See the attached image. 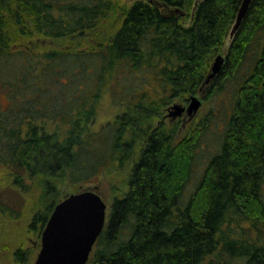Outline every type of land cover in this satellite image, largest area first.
Wrapping results in <instances>:
<instances>
[{"label": "trees", "instance_id": "obj_1", "mask_svg": "<svg viewBox=\"0 0 264 264\" xmlns=\"http://www.w3.org/2000/svg\"><path fill=\"white\" fill-rule=\"evenodd\" d=\"M241 3L0 0V212L29 200L39 235L63 185L130 163L93 264H264V0L230 34ZM192 95L204 114L167 118ZM106 96L118 110L97 126Z\"/></svg>", "mask_w": 264, "mask_h": 264}, {"label": "water", "instance_id": "obj_2", "mask_svg": "<svg viewBox=\"0 0 264 264\" xmlns=\"http://www.w3.org/2000/svg\"><path fill=\"white\" fill-rule=\"evenodd\" d=\"M250 0H242L230 34L238 27L247 12ZM224 63V55L213 59L205 78L216 76ZM202 104L198 95H192L187 105L174 103L167 116L179 117L186 112L191 118ZM106 202L95 185L67 193L58 201L40 233V248L33 264H86L89 253L106 222Z\"/></svg>", "mask_w": 264, "mask_h": 264}, {"label": "rangeland", "instance_id": "obj_3", "mask_svg": "<svg viewBox=\"0 0 264 264\" xmlns=\"http://www.w3.org/2000/svg\"><path fill=\"white\" fill-rule=\"evenodd\" d=\"M133 1L134 0H120V2L125 5H129ZM185 24H188V20L185 21ZM152 82L153 79L150 76L148 83L144 87V89L149 93L150 97H154L156 95L155 90L151 89ZM206 107V103L204 107L201 104L197 112L188 120L198 119L200 115L205 113ZM117 110L118 107L112 104L111 97L106 96L103 99V102L99 108V113L97 114V126L113 119ZM177 118L179 117L172 118V120L175 121ZM180 135L181 134L179 133L177 134V136ZM215 138L216 137H213V134H206V144L203 143V148L199 149L198 154L196 155V162L194 164V170L192 172V178L187 190V194L193 188L195 178H197V176L202 172L206 164V158L208 154H210L209 150H212L214 147ZM130 166V163H128V165H124L123 167L109 166L107 170L99 173L93 180L86 181L82 183L81 186L67 184L63 185V192H75L78 189H88L96 185L106 202L107 214L110 210V204L112 202L113 196L126 186L125 178L127 177ZM2 177H4L3 171L0 172V181H2ZM5 198L7 199L6 203H9L10 200H14L15 202L22 201L21 199L19 200V198L14 193H12V191L5 193ZM29 203L30 202L28 200L26 207L22 208L18 218H13L6 213L0 212V264H33L36 254L40 248V234L38 235L36 228L29 226L32 217V210L29 207ZM122 231L124 233H120V238L127 236L129 231L127 225L122 228ZM17 248L24 250L23 263H18L15 260V250H17ZM207 261L208 259H206L204 263H207Z\"/></svg>", "mask_w": 264, "mask_h": 264}, {"label": "flooded vegetation", "instance_id": "obj_4", "mask_svg": "<svg viewBox=\"0 0 264 264\" xmlns=\"http://www.w3.org/2000/svg\"><path fill=\"white\" fill-rule=\"evenodd\" d=\"M174 103H181V104H183V105H187V103H188V101H186L185 103H182V102H174ZM173 103V104H174ZM172 105V104H171ZM181 118V120H185L187 117H188V115H187V113L186 112H183V114L180 116ZM167 118H170L171 119V117H168L167 116ZM189 118V117H188ZM104 227H105V225H104ZM103 227V228H104ZM103 230V229H102ZM98 238V237H97ZM97 249H99V247L97 246V239H96V241H95V243L93 244V246H92V249H91V251H90V253H89V257H88V260H87V262H86V264H93V260H92V258H93V256H94V254H95V252H96V250Z\"/></svg>", "mask_w": 264, "mask_h": 264}]
</instances>
